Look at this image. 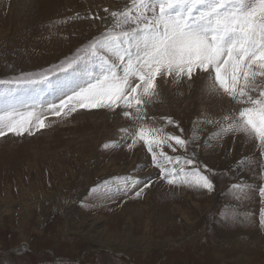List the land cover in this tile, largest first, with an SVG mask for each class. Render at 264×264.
I'll return each instance as SVG.
<instances>
[{"label":"rangeland","instance_id":"rangeland-1","mask_svg":"<svg viewBox=\"0 0 264 264\" xmlns=\"http://www.w3.org/2000/svg\"><path fill=\"white\" fill-rule=\"evenodd\" d=\"M127 2L0 0V79L59 65L110 27L109 13ZM34 87L49 99L47 85ZM146 107L156 118L153 126L164 127L160 118L170 116L190 139L202 116L218 118L240 105L200 76L160 82L159 98ZM45 122L33 135L0 138V264H264V197L258 191L264 150L258 142L230 133L204 146L216 129L199 124L186 152L212 170L206 172L214 185L209 192L160 179L146 147L130 150L131 140H121V128L134 132L140 122L119 109L48 114ZM164 130L181 134L174 126ZM113 140L120 143L111 146ZM175 147L164 150L185 154ZM128 176L151 180V187L139 198L135 191L143 184L127 194L109 191ZM239 182L254 187L245 194L230 190Z\"/></svg>","mask_w":264,"mask_h":264},{"label":"snow or ice","instance_id":"snow-or-ice-1","mask_svg":"<svg viewBox=\"0 0 264 264\" xmlns=\"http://www.w3.org/2000/svg\"><path fill=\"white\" fill-rule=\"evenodd\" d=\"M103 11L109 13L107 8ZM109 14L112 25L59 65L0 79V138L33 135L34 130L47 127L48 114L119 109L124 118L140 122L134 132L121 128V140H131L126 144L130 150L142 143L160 179L209 192L214 185L206 172L212 170L200 164L195 153L186 152L198 138L200 123L216 129L204 146L231 133L243 134L264 150V0H128L123 10ZM200 76L207 78L212 91L240 107L218 118L202 116L190 139L182 138L183 129L170 116L160 118L164 127L153 126L156 118L149 117L146 105L159 98L160 82H191ZM42 84L48 86L50 99L37 95L34 86ZM167 126L181 134L165 132ZM119 143L110 142L111 146ZM174 145L185 154L169 155L164 150L167 146L175 152ZM243 164L244 159L238 162ZM124 181L109 191L127 194L143 184L135 191L139 198L152 184L133 176ZM253 187L239 182L230 190L245 194ZM258 191L264 197V187ZM260 222L264 226V216Z\"/></svg>","mask_w":264,"mask_h":264},{"label":"bare ground","instance_id":"bare-ground-1","mask_svg":"<svg viewBox=\"0 0 264 264\" xmlns=\"http://www.w3.org/2000/svg\"><path fill=\"white\" fill-rule=\"evenodd\" d=\"M30 4V3H29ZM12 57V56H11ZM54 82H55V80H56V78H54V79H52ZM30 95H31V93H29ZM221 94V93H220ZM39 96H40V94H39ZM45 98V97H44ZM51 97H49V99H50ZM48 99V98H47ZM221 103H223V102H221ZM53 122V121H52ZM204 148V147H203ZM140 153V152H139ZM199 155V154H198ZM211 162V161H210ZM202 164V163H201ZM198 205V204H197ZM176 207V206H175ZM202 207V206H201ZM177 208V210L179 211V207H176ZM202 210V209H201ZM127 212H131V210L130 209H127L126 210ZM144 211V209H142V211H141V213L139 214V215H141V217H145L146 216V213H145V211ZM182 212V211H181ZM155 214V213H154ZM181 214V213H180ZM157 215V216H156ZM155 216H156V218H157V221H161V215H158V214H155ZM185 216L188 218V219H190V216H191V213H189V211L188 212H185Z\"/></svg>","mask_w":264,"mask_h":264},{"label":"crops","instance_id":"crops-1","mask_svg":"<svg viewBox=\"0 0 264 264\" xmlns=\"http://www.w3.org/2000/svg\"><path fill=\"white\" fill-rule=\"evenodd\" d=\"M213 256H214V257L217 256L218 258H222V256H220V253L217 252V251L213 252Z\"/></svg>","mask_w":264,"mask_h":264}]
</instances>
